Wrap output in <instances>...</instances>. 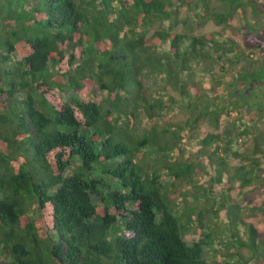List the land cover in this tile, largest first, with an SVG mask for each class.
I'll list each match as a JSON object with an SVG mask.
<instances>
[{
  "label": "trees",
  "instance_id": "trees-1",
  "mask_svg": "<svg viewBox=\"0 0 264 264\" xmlns=\"http://www.w3.org/2000/svg\"><path fill=\"white\" fill-rule=\"evenodd\" d=\"M174 1L0 0V254L7 258L0 264H209L205 221L224 207L178 208L175 181L205 172L187 160L170 162V154L187 138L203 149L226 139L216 154L227 156L263 110L251 109L245 75L226 80L236 60L252 57L219 33L181 32ZM256 3L222 0L214 10L202 0L197 7L218 25L239 15L259 34L247 12ZM206 74L221 78L208 88ZM96 88L104 92L97 102ZM141 112L168 126L138 139ZM177 113L184 124L172 123ZM235 113L225 133L197 137L206 120L219 129ZM259 140L252 152L234 153L251 162L233 177L244 186L262 179ZM150 145L160 153L152 171L141 163ZM221 160L213 162L231 174ZM222 182L218 174L215 184ZM226 187L233 189L231 178ZM35 203L39 222L29 217ZM250 226L255 243L260 231ZM193 227L202 236L190 244L184 234Z\"/></svg>",
  "mask_w": 264,
  "mask_h": 264
},
{
  "label": "rangeland",
  "instance_id": "rangeland-1",
  "mask_svg": "<svg viewBox=\"0 0 264 264\" xmlns=\"http://www.w3.org/2000/svg\"><path fill=\"white\" fill-rule=\"evenodd\" d=\"M254 1V0H253ZM257 8L250 7L247 9L249 16V23L257 22V28H263L259 34L250 30L246 26V21L238 15L233 21L227 24L218 25L215 21H207L202 18L203 8L201 6L202 0H191L192 6L181 4L178 0H175L178 18L180 20V26L178 29L188 37L201 36L207 33H219L228 39L235 40L245 55H250L251 60H236L233 68L229 69L225 75L226 80L231 82L234 79L239 78L241 74L245 75V79L249 81L248 85L244 87V91L249 95V101L251 103V109L256 111L258 107L263 110L262 120L256 117L250 120V132L252 134L239 140L238 143L231 148V154L217 157V147H225L226 139L213 144L211 147L203 149V145L199 141H190L188 138L185 139L182 151L180 149L174 150L170 154L169 161L175 163L177 161L187 160L197 165L200 170L205 172L204 174H197L193 177L192 182L188 179L184 181H175L176 189L180 195L175 200V204L181 210H192L200 211L203 208H210L212 205L220 204L223 205L221 213L218 214V218L208 216L204 225V233L208 235L207 243L209 244L207 250V261L209 264H264V171L260 182L253 185H243L241 179L234 180L236 169L242 166H247L251 169V162L248 159L234 156V153L239 152L240 154H248L252 152L258 142V140L264 139V4L257 0ZM254 3V2H253ZM209 6L214 10H219L222 6V0H209ZM254 9L259 12L258 19L254 17ZM200 16V17H199ZM170 22H166L162 25L164 29L170 26ZM190 39V38H188ZM188 45V42L187 44ZM163 49V48H162ZM218 69L216 73H218ZM224 75V74H223ZM207 80L208 88L213 86V81L220 79V75H216V78L210 74L203 76ZM155 85L160 87L162 78H157ZM236 86V85H235ZM258 89V90H256ZM60 95L67 101L73 99V94L66 90H59ZM104 92L100 88H96L91 95V99L95 102L103 96ZM172 118V123L184 124L186 117L183 114H175ZM238 115L235 113L231 119H227L225 124L219 129H216L213 125L206 120L200 129V134L197 136L202 139L207 133H225L231 122H234ZM168 126L163 118H149L144 112H141L140 120L136 126V136L138 139L143 140L145 134L153 128H161ZM173 132L180 135H187L191 131L185 129L183 132L178 129H173ZM235 134H233L234 136ZM259 138V139H258ZM259 140V141H260ZM264 149V145L262 147ZM145 156L142 165L147 170H153V163L151 160L157 158L159 160L160 153L155 145H150L149 148L144 152ZM226 158L228 165V171L231 174L223 171V167L219 168L214 164V160L219 163L225 161L221 159ZM261 160V167L264 169V158L259 157ZM212 159H214L212 161ZM145 162V163H144ZM157 162V161H156ZM216 163V164H217ZM73 169L71 168L67 174H71ZM218 174H222V184H215V180L218 178ZM232 180L233 189L228 190L227 184ZM173 178H168L165 174L162 175L161 181L167 183L169 188L171 183L174 182ZM172 189V188H170ZM183 195V196H181ZM172 197V191L169 194ZM188 196V197H187ZM212 215V214H211ZM29 217L34 222H39L41 219V213L38 204L32 206L29 212ZM212 217V218H211ZM251 224L255 225L260 231L258 240L254 243V237L252 234L253 229ZM201 232L198 227L184 234V240L190 244L197 242L201 237ZM222 254V255H221ZM244 255L246 260H243L240 256ZM7 258L1 256L0 262L6 261Z\"/></svg>",
  "mask_w": 264,
  "mask_h": 264
}]
</instances>
